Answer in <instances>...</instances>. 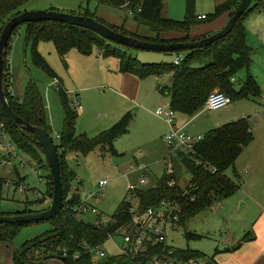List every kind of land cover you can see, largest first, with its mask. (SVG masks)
Returning <instances> with one entry per match:
<instances>
[{
  "label": "trees",
  "instance_id": "obj_1",
  "mask_svg": "<svg viewBox=\"0 0 264 264\" xmlns=\"http://www.w3.org/2000/svg\"><path fill=\"white\" fill-rule=\"evenodd\" d=\"M26 1L28 0H0V33L7 20L21 12L18 8ZM96 1L100 4L127 9L132 12L131 16L138 24L149 26L155 36L144 37L136 32L127 31L123 26L118 27L106 23L93 13L86 12L83 15L93 16L126 35L152 42L168 43L197 41L211 35L208 33L199 37L190 36L192 29L195 26L197 27L198 24L214 21L215 18L229 11L232 14L241 0H225L217 3L213 13L206 15L205 19H199L196 15L195 0H187V10L183 20H175L165 15L164 0ZM251 4V7L244 13L227 37L217 40L211 45L199 47V49L186 50L184 58L179 57L181 60L178 64L174 61L169 63L142 62L135 55H132L129 49H127V52H122L113 43L90 29L59 21L26 23L29 25L28 39L32 42L31 56L34 65L41 68L52 78L57 77V74L39 52L38 43L40 40L52 41L62 60L71 49H77L79 52L87 54L96 46L98 49H103L104 57L113 56L119 60V71L121 73L133 74L143 79L148 76L161 77L172 72L170 86H159V90L170 96V106L176 114L180 112L194 116L199 113L208 95L215 88H219L220 91L231 96L233 101L234 99L258 98L261 96L260 86L250 73H248L246 81L240 89L234 87L232 80L233 75L239 70L245 67L249 68L252 60V49L247 43L244 18L250 13L264 10V0H254ZM168 30L184 34V37L167 40L162 36V33H166ZM8 48L9 45L5 51L3 66V85L8 103L12 110L25 121L43 127L50 133L51 126L47 122L45 104L37 82L29 80L22 98L8 91L10 85ZM5 71H7L6 75H4ZM59 82L56 90L64 110L63 127L61 134L58 136L60 142L56 143L60 152L64 189L62 207L58 214L59 225L55 220H52L55 226L46 236L29 241L21 249L14 251L12 258L15 264H46L54 257H59L67 264H91L92 249L100 247L110 237H113L121 229L128 228L129 224L132 223L133 215L129 211L132 204L128 199L130 193L123 199L115 214L110 216V221L106 224L86 222L77 216L73 209L75 206L80 205V195L74 191L75 189L72 186L77 175L69 167L67 155L72 151L87 155L96 147L112 154H118L115 141L129 133L131 123L135 118V112L127 111L111 127L100 131L95 136H89L86 132L78 133L76 125L79 111L74 109L73 102L69 99L68 89L64 87L60 80ZM75 96L79 98L78 93ZM0 122L5 123L12 141L19 148L40 158L37 153L39 150L42 152L43 150L37 140L31 133L27 131L23 133L20 129L15 128L5 117L1 105ZM253 138L252 126L246 118H241L217 126L203 134L200 143L195 146L193 152L171 149L169 155L170 168L165 170L163 177L157 181L154 187L137 189L134 192L139 201L138 215L143 214L149 207L159 205L163 200H171L181 205L180 224L181 227H186L190 218L202 213L216 203L232 197L241 189L242 181L240 173L235 170V163L247 145L253 142ZM181 168L191 174V179L185 186L180 183L179 172ZM229 168H233L235 172L233 178L229 177L226 172ZM6 182L5 178L0 177V199ZM170 182H174V185H169ZM47 183L50 184L49 181ZM50 191L48 188L46 194H50ZM45 198L31 201V203H42ZM45 209L27 208L15 213H4L0 210V215L38 212ZM26 225L28 224H0V245L9 244L21 228ZM186 237L187 239H202L204 236L186 230ZM254 237L255 234L249 231L242 237L241 241H247ZM63 250L67 251L68 256L63 255ZM75 254H78L77 258H74ZM176 254L182 255L186 259H208L211 264H214L212 257L200 250L177 247ZM124 262L130 261L128 256L122 253L118 256L106 258L103 264Z\"/></svg>",
  "mask_w": 264,
  "mask_h": 264
},
{
  "label": "rangeland",
  "instance_id": "obj_2",
  "mask_svg": "<svg viewBox=\"0 0 264 264\" xmlns=\"http://www.w3.org/2000/svg\"><path fill=\"white\" fill-rule=\"evenodd\" d=\"M216 2L217 0H195L196 15L213 13ZM164 3V11L169 17L181 20L186 15L187 0H164ZM18 10L21 12L57 10L77 14L89 12L106 23L119 27L124 25L127 31L136 32L144 37L155 36L149 26L138 24L127 9L100 4L96 0H28ZM226 14L230 15L231 11ZM244 19L247 43L252 49V60L250 67L239 70L233 75L232 80L234 87L240 89L250 73L260 86L261 96L234 99L230 105L215 111L202 107L192 119L190 127L194 131L205 134L232 120L246 118L253 128L254 138L237 161H240L242 165H248L264 157V10L250 13ZM28 33L29 25L25 23L16 29L10 39L7 58L12 82L18 89L24 87L29 80L37 82L45 104L47 122L51 126L49 135L55 143H58L60 137L57 135L61 134L64 117L61 100L56 90L59 84L54 83V78L34 65L31 56L32 42L28 39ZM38 50L62 80L64 87L68 89L69 99L72 102L76 99L75 94L78 93L80 107L78 108L77 130L79 133L85 131L89 136H95L101 130L116 123L126 111L135 112V119L129 133L118 138L115 143L118 154H112L100 147H96L87 155L74 151L68 153L67 163L77 175L72 185L75 187L74 191L79 195L86 193L90 197L88 198L89 203L98 210L97 213L89 211L79 217L86 222L95 223L101 212L108 217L112 216L128 193H130L131 204L137 208L139 201L134 193L130 192L129 185L136 184L139 189L152 188L163 177L165 170L170 168L171 148L163 140V135L169 131V125L155 114V110L159 106L170 104V96L160 92L158 87L170 86L173 73L169 72L161 77L148 76L141 81L142 89L139 91V100L142 108H140L139 104L131 103L130 94H125L127 90H125V85L123 86V76L118 70V59L113 56L104 58L96 46L87 54L72 49L64 62L52 41L40 40ZM129 52L140 61L148 63H169L174 61L178 55L183 59L186 54V51L167 53L140 49H129ZM215 90L220 89L215 88ZM127 102L130 103L126 105ZM12 144L15 155L11 157L6 167L0 164V177L7 181L2 190L0 210L4 213H15L27 208H49L53 195L52 177L43 152L39 150L37 154L40 158H37L19 148L14 142ZM226 172L231 178L235 176L233 168H229ZM179 173L180 183L185 186L191 179V174L184 168H181ZM102 178H111V180L105 187L100 188L99 180ZM142 178L146 179L143 184L140 183ZM20 182L27 187L24 193H20L18 186H13ZM48 188L51 190L50 194H46ZM44 197L46 198L42 203H31V201ZM97 197L98 202L94 203L93 199ZM207 215L209 216L210 213ZM204 217L206 215L200 214L190 218L186 227H179L175 231L168 230V243L183 249H196L212 255L215 252L213 243L221 238V233L214 234L213 232L212 235L203 239H187L186 237V230L202 234L204 228L201 226L204 220L206 221ZM54 226L52 220L23 226L9 244L0 245V264H15L12 258L15 250L21 249L29 241L46 236ZM125 231L126 228L121 229L100 246L99 249L103 252L100 264H103L108 257L122 254ZM93 259H100L97 252L93 253ZM207 261L209 260H200L199 264H207ZM46 264L67 263L61 260L54 261L52 258Z\"/></svg>",
  "mask_w": 264,
  "mask_h": 264
},
{
  "label": "crops",
  "instance_id": "obj_3",
  "mask_svg": "<svg viewBox=\"0 0 264 264\" xmlns=\"http://www.w3.org/2000/svg\"><path fill=\"white\" fill-rule=\"evenodd\" d=\"M224 1L225 0H217L216 4ZM259 11H263V10H259ZM198 15H202V14H198ZM166 16L168 17L169 15ZM227 19H229V14L224 13L218 16L217 18H215L214 21L206 22V23L203 22L201 24H198L197 27L195 26L192 29L190 36L199 37L200 35H204L208 33L212 34L215 31H218L221 28H223L226 25V23L229 21ZM183 35L177 31H172V30H168V32L162 33V36L167 38V40L183 38L184 37ZM99 50L103 56V49H99ZM67 54L65 55L63 62L66 61L65 59L67 57ZM179 56L180 55H178V57ZM8 68L10 73L11 93L17 97L22 98L25 94V89L28 83L24 87L22 86L21 89L20 88L18 89V87L15 86L14 83L12 82L13 80L9 65ZM118 70H119V60H118ZM121 74L123 76V86L125 85V90H127V93L125 94H130L132 96L130 97L132 104H139L140 108H142V103H140L139 100L140 97L139 91L140 89H142V84L140 83L145 78L142 79L133 74H127V73L125 74L121 73ZM54 78H57L62 82V80L58 77V75L57 77ZM157 102H159V100ZM129 103L130 102H127L126 105H128ZM169 105L164 104L163 106H169ZM186 115L188 114L186 113L184 114L180 112L176 114V119L174 123L175 128L188 131L192 135H196V136L203 135L202 132L199 133L198 131H194L193 128L190 127V124L193 121L192 119L197 114L189 117H185ZM77 123H78V119H77ZM170 128L171 127L169 125V131ZM76 129H77V125H76ZM58 136L59 135H57V137ZM263 156H264V151H263ZM235 170L239 172L242 177L241 189L235 194H233L232 197L225 199L221 202H218L212 207L200 213L206 215V217H204L206 221L204 220L201 226L202 228H204V231L201 232L202 233L201 235H203L204 237H208V235H212L213 232L214 234L221 233V238L213 243L215 247V252L212 255H209L212 257L214 264H264V157L263 159L254 160L253 162L248 163V165H242L240 161L239 162L236 161ZM241 171H243L244 174ZM209 213L210 215L208 216L207 214ZM200 214H197L196 216ZM249 231L254 233L255 237L247 241L246 240L241 241L242 237H244V235H246L247 232ZM60 260L61 262L63 261L62 259L54 258V261H60Z\"/></svg>",
  "mask_w": 264,
  "mask_h": 264
},
{
  "label": "built area",
  "instance_id": "obj_4",
  "mask_svg": "<svg viewBox=\"0 0 264 264\" xmlns=\"http://www.w3.org/2000/svg\"><path fill=\"white\" fill-rule=\"evenodd\" d=\"M132 15V12H129ZM199 19H205L206 15H198ZM180 58L177 57L174 62L178 64ZM54 83L59 84V80L54 78ZM8 91L11 92V84L8 86ZM232 97L228 96L226 93L220 90H215L208 95L207 100L204 103L205 109L215 111L216 109L230 105L232 102ZM74 109L80 107L78 98L73 101ZM155 114L163 118L169 125L170 131L163 135V140L168 144L171 149L183 150L184 152H193L195 146L200 143L203 135H192L188 131L175 128L174 123L176 119V113L169 106H159L155 110ZM13 141L10 136L9 131L6 128L4 122H0V155L2 152L4 154L0 157V164L7 166L10 162L11 157L15 155L13 149ZM10 171V170H9ZM108 178H102L99 180V187H105L109 181ZM146 179L142 178L140 183H145ZM169 185H174V182H170ZM13 186H18L20 193H24L27 187L23 183L13 184ZM73 189L75 187L73 186ZM139 189L136 184H130V192H136ZM88 195L84 193L80 194V205L75 206L73 211L76 212L77 216L85 214L89 211L97 213L98 210L94 205L89 203ZM130 201V195L128 196ZM94 203L98 202V197L93 199ZM132 216V223L129 224L128 228L123 235L124 246H122V253L128 256L130 262H135L137 264H199L200 260L203 259H186L184 257L176 254V246L168 243V230H177L181 227V205L177 202L171 200H163L157 206L149 207L143 214L138 215V207L135 208L133 205L129 209ZM110 221V216L108 217L104 213L98 215L95 223L106 224ZM163 245V247H161ZM100 247L92 249V253L97 252L100 259H93L91 264H100L101 256L103 252L100 251ZM63 255L68 256L66 250H63ZM78 254L74 255L77 258ZM104 260V259H103ZM206 260V259H205ZM207 264H211L207 261Z\"/></svg>",
  "mask_w": 264,
  "mask_h": 264
},
{
  "label": "water",
  "instance_id": "obj_5",
  "mask_svg": "<svg viewBox=\"0 0 264 264\" xmlns=\"http://www.w3.org/2000/svg\"><path fill=\"white\" fill-rule=\"evenodd\" d=\"M254 0H241L238 6L229 17L226 25L213 34L200 38L197 41L184 42H152L139 39L130 35H126L120 31L111 28L106 23L96 19L93 16L83 14L68 13L57 10H30L20 12L12 16L4 25L0 33V105L7 120L23 133L26 131L31 133L37 140L39 146L43 150V154L50 167L52 176L53 195L52 202L49 208L38 211L22 214L0 215V224H31L47 220H55L59 225L58 214L63 202V181L61 174L60 152L57 144L53 141L49 133L40 126H35L22 117L17 115L8 103L3 85V66L5 62V51L9 45V41L16 28L27 22H42V21H59L69 25H75L82 28L90 29L102 38L113 43L115 47L122 52H127V49H140L156 52H182L186 50L199 49V47L213 44L215 41L228 36L234 29L236 24L244 13L251 7ZM60 259L59 257H54Z\"/></svg>",
  "mask_w": 264,
  "mask_h": 264
}]
</instances>
